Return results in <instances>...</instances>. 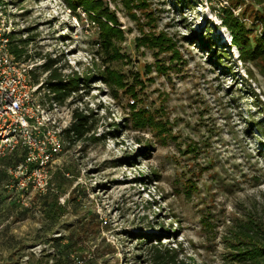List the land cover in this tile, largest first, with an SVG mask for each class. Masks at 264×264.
<instances>
[{
    "label": "rangeland",
    "instance_id": "rangeland-1",
    "mask_svg": "<svg viewBox=\"0 0 264 264\" xmlns=\"http://www.w3.org/2000/svg\"><path fill=\"white\" fill-rule=\"evenodd\" d=\"M0 14L43 100L89 129L63 134L55 192L31 208L0 183V264H52L68 234L82 264H264V0H0ZM49 60L75 79L63 102Z\"/></svg>",
    "mask_w": 264,
    "mask_h": 264
},
{
    "label": "built area",
    "instance_id": "built-area-1",
    "mask_svg": "<svg viewBox=\"0 0 264 264\" xmlns=\"http://www.w3.org/2000/svg\"><path fill=\"white\" fill-rule=\"evenodd\" d=\"M12 24L0 14V175L9 199L31 208L33 197L55 192L50 169L62 152L70 114L59 115L43 100L41 83L31 81L33 64L9 51ZM14 155L18 159L13 160ZM8 161V162H4Z\"/></svg>",
    "mask_w": 264,
    "mask_h": 264
},
{
    "label": "trees",
    "instance_id": "trees-1",
    "mask_svg": "<svg viewBox=\"0 0 264 264\" xmlns=\"http://www.w3.org/2000/svg\"><path fill=\"white\" fill-rule=\"evenodd\" d=\"M71 2H73V0H71ZM106 21L107 20H104V22ZM107 30H110V27H107ZM9 38H11V34H9ZM26 41L27 40H19L17 44H13L10 40L9 51L19 61H26L27 58H29L27 57V55H24L25 52L24 43H26ZM52 66H53L52 60H49V62H46L42 65L44 71L50 70V73L46 79L47 88L48 90L53 91V96H54L53 98L56 99V101L63 102V100H65L71 93L72 91L71 89L76 87V84H73L75 83L73 82L75 81V79L73 78L70 79L68 84L63 83V81L59 78V75L56 74L55 70L53 69L51 70ZM30 78L33 83H38V79L36 76H33V80L31 76ZM44 83L45 82H42L41 85H43ZM86 120H87L86 116L79 114L77 111H73L71 114L70 126L66 130H64V135H66L67 138L69 139L73 138L72 140H76V141L83 138L85 134L89 131ZM2 180L0 176L1 185H2ZM51 210H52V206L48 207L47 214H51L49 222H54L55 211L51 213ZM50 240L52 244H54L52 248L55 251L53 255L54 262L52 264H82L83 263L81 258L74 253L77 249L76 248L77 240L75 237L72 236V234L64 235L62 237L61 236L54 237ZM153 255H154L153 258L156 260L157 264L163 261H164L163 263H165V261L168 260L169 258V257H164L159 251H155Z\"/></svg>",
    "mask_w": 264,
    "mask_h": 264
}]
</instances>
